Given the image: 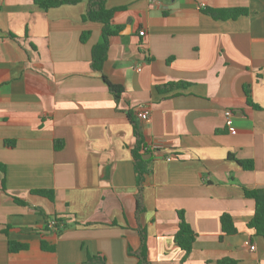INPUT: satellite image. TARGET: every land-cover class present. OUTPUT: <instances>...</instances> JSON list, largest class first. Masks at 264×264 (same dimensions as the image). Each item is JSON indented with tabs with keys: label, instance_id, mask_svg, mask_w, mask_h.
Instances as JSON below:
<instances>
[{
	"label": "crops",
	"instance_id": "1",
	"mask_svg": "<svg viewBox=\"0 0 264 264\" xmlns=\"http://www.w3.org/2000/svg\"><path fill=\"white\" fill-rule=\"evenodd\" d=\"M105 4L119 31L97 71L102 23L83 18L88 0L48 9L0 0V264H94L88 255L135 264L141 233L151 264H264L242 189L264 188V0ZM231 7L248 13L215 20L204 11ZM102 76L122 85L118 100ZM175 82L185 85L161 90ZM127 112L145 147L158 146L142 155L141 210ZM178 211L196 233L186 256L174 241ZM222 213L235 234L222 233ZM54 217L59 227L46 229ZM8 241L25 248L11 252Z\"/></svg>",
	"mask_w": 264,
	"mask_h": 264
},
{
	"label": "trees",
	"instance_id": "2",
	"mask_svg": "<svg viewBox=\"0 0 264 264\" xmlns=\"http://www.w3.org/2000/svg\"><path fill=\"white\" fill-rule=\"evenodd\" d=\"M34 3L43 8L48 9L50 7H55L63 3H75L78 0H33ZM116 8L106 7L105 0H88V5L86 12L83 16L84 19L91 21H96L102 23L101 28V40L96 45L92 47L91 51V66L94 70L100 71L102 69L103 63L106 59L107 48L109 44V39L111 36L116 35L119 31L117 26L111 24V19L113 17ZM211 18L215 20H226V19H235L239 16L246 15L248 9L246 7H231V8H206L204 9ZM88 36V32H83L81 34V39L84 41ZM103 81L106 83L108 90L111 92L115 100H118L120 94L123 91V87L120 84L111 83L105 76H102ZM183 82L169 83L164 86L161 90H167L168 88H176L178 86L184 87ZM160 90V88H159ZM248 95V91L246 92ZM247 101L252 103L250 100ZM127 117L130 119L133 125V132L135 136V144L131 149V154L133 156V170L135 174V182L138 188L137 194V210H141L140 203V190L144 180L145 174L148 172L147 160L142 158V155L146 153L144 149L145 144L143 136L141 135L137 122L130 112H127ZM14 142L7 140L5 145L8 147L13 146ZM62 146V141H55V149H58ZM230 157V155H229ZM233 158V157H232ZM234 159V158H233ZM235 161L245 170L253 169V161L250 159L236 160ZM0 172H4V165L0 163ZM1 187L4 189L3 177L0 178ZM243 193L247 198H251L254 201V212L250 220L247 221L246 227L253 232L255 236H262L264 238V188H246L243 187ZM33 193L50 197L52 195L50 190H33ZM16 201L21 202L16 199ZM178 229L174 234L175 243L185 252V256L191 251L193 242L196 237V233L186 222L184 214L182 211H178ZM56 224L54 229L58 228L59 220L54 217ZM220 225L221 231L224 234H235L237 232L236 227L234 226L233 219L228 213H222L220 215ZM48 226H46L47 229ZM222 238V235L220 236ZM145 236L141 233V245L137 251H131L136 258L135 264H151L146 256L145 248ZM25 248V244L8 241V250L11 252L18 251ZM43 248L48 249L49 247L43 243ZM88 263L102 264L104 261L99 259L97 256H87ZM237 261L230 258H222L217 260L216 264H236Z\"/></svg>",
	"mask_w": 264,
	"mask_h": 264
},
{
	"label": "built area",
	"instance_id": "3",
	"mask_svg": "<svg viewBox=\"0 0 264 264\" xmlns=\"http://www.w3.org/2000/svg\"><path fill=\"white\" fill-rule=\"evenodd\" d=\"M152 1H155V0H152ZM137 70H140V68H138L137 67ZM225 118H226V124H227V126H230V124L232 123V112H231V110H229V109H227V110H225ZM137 116L141 119V120H147L148 118H149V111H148V109H146V108H141V110H139L138 112H137ZM158 146L155 144V145H150V147H148V146H146L144 149L146 150V149H148V148H152V149H155V148H157ZM169 159V158H168ZM55 224H56V221H55V219L53 218V219H50L49 221H48V227L49 228H52V227H54L55 226ZM250 249L251 250H253V247L251 246L250 247Z\"/></svg>",
	"mask_w": 264,
	"mask_h": 264
},
{
	"label": "water",
	"instance_id": "4",
	"mask_svg": "<svg viewBox=\"0 0 264 264\" xmlns=\"http://www.w3.org/2000/svg\"><path fill=\"white\" fill-rule=\"evenodd\" d=\"M149 155V154H148ZM148 155H147V157H148ZM144 158H146V156H144Z\"/></svg>",
	"mask_w": 264,
	"mask_h": 264
}]
</instances>
